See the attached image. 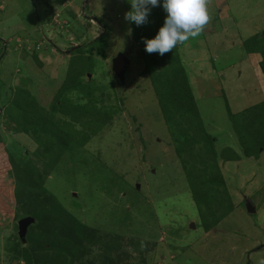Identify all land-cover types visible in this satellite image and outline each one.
Returning a JSON list of instances; mask_svg holds the SVG:
<instances>
[{
  "label": "rangeland",
  "instance_id": "rangeland-1",
  "mask_svg": "<svg viewBox=\"0 0 264 264\" xmlns=\"http://www.w3.org/2000/svg\"><path fill=\"white\" fill-rule=\"evenodd\" d=\"M162 4L160 0V6L151 8L148 22L137 26L125 20V13L131 10L128 0H0V137L8 138L0 157H7L9 144L27 154L39 149L33 136L16 129L12 114L7 112L8 97L17 87L30 89L42 110L53 107V117L72 121L70 127L76 130H71L85 136L78 151L63 154L46 174L45 182L48 195L56 194L65 210L94 229L103 243H85L76 257L68 255L66 264H105L101 245L112 238L119 241V250L112 257L117 260L122 256L121 264H264V205L258 206L252 198L253 191L264 194V156L257 164L245 159L240 165L219 158L218 167L209 168V174L221 172L235 184H228L234 208L207 232L200 213L201 207L208 213L207 205L198 206L190 185H200V177L193 178L192 172L197 176L205 168L208 158L203 153L208 148L174 137L169 126H183L193 118L186 115L184 122L179 104H170L172 117L167 118L159 100V92L167 87L157 75V71L165 73L170 57L178 60L179 56L190 72L187 76L194 85L200 83L193 95L213 138H221L216 150L220 154L225 148L221 146L234 145V140H228V135L233 136L234 114L261 98L253 91L257 86L251 78L253 70L241 68L244 73L240 78V68L231 70L227 65L242 57L244 40L250 34L258 31L257 39L264 38V0H211L207 5L209 21L202 32L163 56L147 53L144 43L145 38H154L165 22ZM218 10L226 17L221 23L215 20ZM51 15L52 21H46ZM104 32L109 35L103 54L96 59L87 57L97 50L94 42ZM76 45H82L84 52L75 53ZM119 53L130 58L124 82L112 69ZM80 56H86L76 62L85 70L82 78L94 83L101 111L109 110L102 112L99 121L83 114L79 121L69 120L53 104L70 61ZM193 58L203 62L195 63L190 60ZM161 59L164 62L156 66V60ZM178 62L174 66H180ZM221 70L229 76L228 82L219 77ZM201 74L216 78L218 83L213 85L218 86V94L211 93L214 89L206 86L207 80L203 86ZM184 126L189 127L187 123ZM188 129L194 134L193 127ZM72 141L79 143L77 138ZM183 146L186 151L179 155ZM5 173L7 169L0 166V178ZM253 173L258 182L252 189L246 178ZM6 184L14 188L16 182L9 176ZM248 200L256 206L255 213L248 212ZM6 211H0V264H27L24 254L14 248L19 221L15 214H7L10 211L5 215ZM220 215L222 210L217 211V217ZM207 220L215 221L212 214ZM30 254L31 264H39Z\"/></svg>",
  "mask_w": 264,
  "mask_h": 264
},
{
  "label": "trees",
  "instance_id": "trees-1",
  "mask_svg": "<svg viewBox=\"0 0 264 264\" xmlns=\"http://www.w3.org/2000/svg\"><path fill=\"white\" fill-rule=\"evenodd\" d=\"M46 21L51 22L52 15L48 16ZM108 35L109 33L104 32L103 36H99L95 40L94 44L97 50L94 51L93 49L92 53H89L90 55L87 57L91 56L90 58H92L93 56L96 59V55L103 54ZM257 36L249 39L248 43L246 42L248 51L258 48L261 39H257ZM75 51V53L84 52L82 48H78ZM80 57L70 61L65 80L56 93L53 104H55L56 111L64 117H69V120L75 119L79 121L80 115L83 114L84 117L89 116V120L99 121L102 112L105 110H107L105 112H108L109 110L103 108L101 111L102 107L100 106L101 108H99L98 105L100 104L95 101L94 83L85 82L86 80L82 78L85 70L83 65L77 66L76 62L83 60L86 56ZM34 58L38 60L36 53ZM171 58V64L167 65L165 73L157 71L158 77L161 78L160 84L167 87L159 92V100L162 110L168 113L166 114L167 118L170 119L172 117L170 104L180 105L181 109H177L183 111L184 122L188 119L186 115L193 118L186 122L189 127L184 126L186 124L184 122L183 126L178 123L171 124L169 127H171L174 137L189 139L190 141H186V143L188 145L191 144V146L196 143H203V147L208 148L203 153L208 158L205 168L197 176L195 171L192 172L193 178L194 176L195 178L200 177V185L196 188L191 183L190 186H192L193 197L198 206L202 203L207 205L208 213L202 207L200 208V213L202 225L209 232L218 225V218L225 217L234 208L227 181L221 172L216 175L209 174V168L212 166L217 168L219 158L225 161H239L245 158L258 159L260 157L261 151L264 150V103L254 105L241 114H236V121H234L232 127L236 133L237 144L242 149V155L237 154L230 147H225L219 154L216 150L213 136L206 131L203 125L204 123L187 76V70L181 64L182 61L179 56L178 60ZM161 62H164L163 59L156 60L155 65L158 66ZM175 62H178L180 66H174ZM11 92L8 97L7 112L12 114V117H10L13 123L16 124V129L19 132L33 136L39 145V149L27 154V152H23V149L22 152H19L20 150H15L14 144L11 146L9 144L7 157H0V166H4L7 169L6 175L3 174L2 178H0V211L7 209L10 212L7 213L6 211L5 215L6 213L9 215L15 214L17 222L27 217H32L35 220L28 228L26 243L24 244L19 234H17L18 242L14 244V248L18 251L17 253H20V255L24 254L27 264L32 263L33 258L30 253H33V257L39 261V264H66L68 255L74 258L77 254L83 252L82 249H84L85 243H103L101 237H98L93 231L94 229L80 221L73 213L65 210L64 205L57 200L56 194V196L48 195L50 190L46 187L47 182H45L46 174L58 165L63 154L68 150L73 153L78 151L80 145L84 144L83 138L85 139V136L72 131L76 130L70 127V122L72 121L53 117L52 113H56L53 107L50 111L42 110L43 108L30 89L17 87ZM17 111L20 112L17 113ZM190 127L195 129L194 134L188 129ZM42 134L44 135L41 137ZM74 138H77L79 143L73 142ZM7 140L8 138L0 137V152L5 147ZM10 149L13 150V153L10 152ZM182 151H186L184 146L182 149H178V154L182 155ZM9 176L16 182L14 188L6 184V179ZM188 176L192 180V174L188 173ZM58 202L63 206L59 205ZM219 210H222V215L217 217V211ZM210 214L215 219L212 223L207 220ZM15 230L19 231L18 223L15 225ZM104 244H102L103 246L101 245V247H104V263L121 264L122 256H118L117 260L112 257L113 253L119 250V241L116 238H112ZM22 249L24 250L20 252ZM50 250L54 251L52 255L47 252Z\"/></svg>",
  "mask_w": 264,
  "mask_h": 264
},
{
  "label": "clouds",
  "instance_id": "clouds-1",
  "mask_svg": "<svg viewBox=\"0 0 264 264\" xmlns=\"http://www.w3.org/2000/svg\"><path fill=\"white\" fill-rule=\"evenodd\" d=\"M131 10L125 13V20L137 26L148 22L152 7L160 6V0H128ZM211 0H163L162 7L167 16L163 26L152 39H144L145 50L161 56L183 44L190 37L198 36L209 21L207 5ZM131 34V29H129ZM76 49L82 45H76ZM75 49V50H76Z\"/></svg>",
  "mask_w": 264,
  "mask_h": 264
},
{
  "label": "crops",
  "instance_id": "crops-1",
  "mask_svg": "<svg viewBox=\"0 0 264 264\" xmlns=\"http://www.w3.org/2000/svg\"><path fill=\"white\" fill-rule=\"evenodd\" d=\"M220 12V13H219ZM219 13V14H218ZM218 13H217V15L215 16V20L216 21H219L220 23L224 20V18H226V17H221V15L220 14H222L223 13V11H221V10H218ZM262 21L264 22V19L262 18ZM260 34V32H258V31H255L253 34H250L249 36H248V38L246 39V40H244L245 42H247V40H249V39H251V38H253V37H255V36H257V35H259ZM244 43V42H243ZM243 48H245L244 49V51L245 52H241L242 53V57H239L238 58V60L236 59L235 61H233L232 63H230V64H228L227 65V68H229V69H231V70H234L236 67H239L240 68V70H239V77L240 78H242L243 77V73H244V67H248V69L250 70H253V73H254V77L252 76L251 78L252 79H256V81H257V86H256V88H255V90H253L254 92H256L257 91V94L260 96V102H258L257 104H255V105H258V104H261V103H264V38H262L261 37V40L259 41V44H258V48H255V50H252V51H248L247 49H246V47H245V45L243 46ZM199 59V60H198ZM190 60H193V62H198V61H201V60H203V59H200V58H193V59H190ZM201 62H203V61H201ZM187 63H189V65L191 64L192 65V61L191 62H187ZM202 64V63H201ZM203 65H205V64H203ZM187 68H188V66H187ZM224 68H226V65L224 66ZM241 68H243V70H241ZM190 71V70H189ZM202 71V69H200V72ZM187 73H188V75H190L189 73L190 72H188L187 71ZM201 73H203V72H201ZM224 73V71L223 70H221L220 71V73H218L219 75V77H222L224 80V82H228V80H229V76L228 75H225V74H223ZM189 78V77H188ZM201 78L203 79V82L200 80V82L201 83H203V86L205 85V80H207V85L206 86H211V90L212 89H214V92L213 91H211V93L214 95V93L215 94H218V92L216 91V87H218L217 85H213V84H216V83H218V82H216V78H214V79H209L208 78V75L207 74H201ZM200 78V79H201ZM255 79H254V83H255ZM208 80H210L211 82L210 83H208L209 81ZM247 80H248V78H247ZM189 81H190V85H191V88H192V91L194 92V93H196L195 91L196 90H198L199 89V87H200V83L198 82V85H194V80L192 81L190 78H189ZM222 85V84H221ZM220 90L223 92V94L224 95H227V94H225L224 93V89H222L221 87H220ZM216 91V92H215ZM201 92V91H200ZM242 92V91H241ZM241 92H238L239 94L241 93ZM238 93L236 94V95H238ZM246 93V91L244 92V94ZM243 94V95H244ZM198 105V104H197ZM252 106H254V105H252ZM251 106V107H252ZM199 108V107H198ZM248 108H246V109H244L243 111L242 110H240V111H238V112H240L239 114H241L242 112H244V111H246ZM200 111V110H199ZM238 112H235V113H238ZM200 114H201V112H200ZM231 114H234L233 112L231 113L230 112V115ZM234 115H236V114H234ZM201 117H202V115H201ZM202 120H204L203 119V117H202ZM205 121H203V123H204ZM204 125V127H205V129H206V131L210 134V135H212L211 134V131L209 130V127L208 126H206V124L204 123L203 124ZM228 136H230L229 138H228V140H234V145H230V144H225V145H223V146H221L222 148H224V147H230V149H232V150H234L237 154H240V155H242V149H241V147L237 144L238 142H237V137H235L236 136V133L234 132V130H233V136H231V135H228ZM234 138V139H233ZM214 141H215V144H216V147L218 148V145H219V143L221 142V138H214ZM220 145H222V144H220ZM241 149V150H240ZM260 157H262V156H264V150H262L261 151V153H260V155H259ZM260 157L258 158V159H254V158H250V159H254L255 161L253 162V163H259V160H260ZM245 159H247V158H245ZM245 159H243V160H239V161H230L229 163H232V162H235L237 165H240V164H243V161L245 160ZM249 159V160H250ZM256 169V168H255ZM255 169H253V170H251L250 172H252V171H254ZM236 176H238V174L236 175ZM241 176H239V178H240ZM246 177V176H245ZM244 177V178H245ZM246 180H248L249 181V185H251L252 186V184L255 182V181H257L258 182V179H257V174H255V173H253L252 175H251V177L249 176V178H246ZM227 181V183L229 184L230 182H228V180H226ZM256 183V182H255ZM230 184H235V183H233V182H231ZM231 187V186H230ZM252 189H253V186H252ZM260 190H258V191H253V195H252V198L255 200V202H256V204L259 206L260 204H262V205H264V194L262 193V195H261V193L259 192ZM247 201V200H246ZM249 201V200H248ZM249 202H251V201H249ZM252 204H253V202H251ZM254 205V204H253ZM255 206V205H254ZM256 207V206H255ZM260 210V209H259ZM258 210V211H259Z\"/></svg>",
  "mask_w": 264,
  "mask_h": 264
},
{
  "label": "water",
  "instance_id": "water-1",
  "mask_svg": "<svg viewBox=\"0 0 264 264\" xmlns=\"http://www.w3.org/2000/svg\"><path fill=\"white\" fill-rule=\"evenodd\" d=\"M129 65H130V58L123 53H119V55L113 60L112 69L114 71V74L117 76L119 80H121V82L125 81V75L129 68ZM247 208H248L249 213L256 212V208L251 202L250 203L248 202ZM34 222L35 220L32 217H27L19 221V224H18L19 233L18 234L24 244L26 243V236L28 233V228ZM193 228H195L194 225H193ZM263 246L264 245H262L261 248Z\"/></svg>",
  "mask_w": 264,
  "mask_h": 264
}]
</instances>
